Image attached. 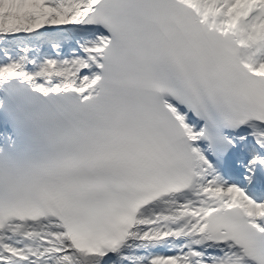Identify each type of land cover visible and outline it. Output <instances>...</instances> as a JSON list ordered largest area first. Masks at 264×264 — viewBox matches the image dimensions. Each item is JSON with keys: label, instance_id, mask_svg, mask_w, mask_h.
Returning <instances> with one entry per match:
<instances>
[{"label": "snow or ice", "instance_id": "1", "mask_svg": "<svg viewBox=\"0 0 264 264\" xmlns=\"http://www.w3.org/2000/svg\"><path fill=\"white\" fill-rule=\"evenodd\" d=\"M0 264H264V0H0Z\"/></svg>", "mask_w": 264, "mask_h": 264}]
</instances>
